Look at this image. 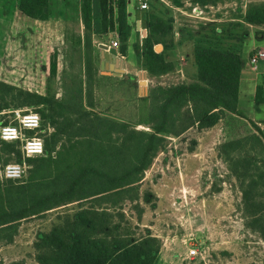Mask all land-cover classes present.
I'll use <instances>...</instances> for the list:
<instances>
[{
  "label": "trees",
  "instance_id": "16d2710c",
  "mask_svg": "<svg viewBox=\"0 0 264 264\" xmlns=\"http://www.w3.org/2000/svg\"><path fill=\"white\" fill-rule=\"evenodd\" d=\"M98 3L101 31L112 32L116 23L123 55L129 35L125 0ZM49 7L50 0H15L17 11L31 20L48 19ZM80 9L85 33L87 108L0 81V112L10 107L33 108L40 116L41 129H51L42 138L44 156L25 160L30 166L28 180L19 185L0 181V239L10 243L21 220L75 202L79 209L73 216H64L51 231L37 235L33 244L37 264H155L159 240L150 234L136 238L123 225L127 222L120 206L124 202L132 204L140 220L143 208L138 202L147 201L148 196H140L139 185L166 136L177 137L193 126L210 128L226 112L237 113L241 56L233 49L195 45L196 80L151 86L140 99L138 121L150 132L136 130L91 110V0H81ZM244 21L264 25V2L248 5ZM146 25L148 36L135 53L148 74L159 77L170 72L172 66L154 51V37L165 34L168 27L154 19H147ZM261 37L257 32L256 38ZM254 101L264 103L262 85L257 86ZM256 131L225 141L216 150L239 183L245 226L264 240V135ZM0 147L21 162L15 144L0 141Z\"/></svg>",
  "mask_w": 264,
  "mask_h": 264
},
{
  "label": "rangeland",
  "instance_id": "374dc122",
  "mask_svg": "<svg viewBox=\"0 0 264 264\" xmlns=\"http://www.w3.org/2000/svg\"><path fill=\"white\" fill-rule=\"evenodd\" d=\"M15 9V0H0V81L81 108L85 48L76 26H50L40 20L34 25ZM166 80H156L148 88L169 84ZM15 110L19 109L1 111L0 123L13 122ZM146 129L138 130L150 132ZM50 131L42 128L37 136L44 138ZM214 132L192 129L166 136L139 185L140 196H148L138 202L143 208L140 220L132 204L120 206L127 222L123 225L136 238L150 234L159 240L155 264H264V240L245 226L239 183L218 157ZM8 163L17 162L0 147V166ZM26 165V177L16 185L28 180ZM78 209L74 202L21 220L10 243L0 239V264H37V235L51 231Z\"/></svg>",
  "mask_w": 264,
  "mask_h": 264
},
{
  "label": "crops",
  "instance_id": "0c3cea01",
  "mask_svg": "<svg viewBox=\"0 0 264 264\" xmlns=\"http://www.w3.org/2000/svg\"><path fill=\"white\" fill-rule=\"evenodd\" d=\"M80 1L50 0L51 13L48 19L42 22L50 26L54 23L70 27L75 25L81 44L84 45ZM262 2L264 0H125L129 35L125 42V52L122 55L119 50L121 43L118 39L116 23H114L112 32L102 33L99 3L98 0H91L90 38L93 88V108L91 110L100 116L129 124L136 130L142 128L143 125H139L135 120L139 116L140 99L147 95L149 84L161 79H167L169 83L167 85L194 82L196 71L193 68L196 67L193 48L201 44L233 49L240 54L242 65L236 104L237 113L226 112L214 126L206 129L193 126L184 133L192 129L198 132L205 130L214 132V127L219 125L213 134L217 144L253 133L257 134L256 128L264 135V103L256 104L254 101L257 86L264 87V57L259 59L254 66L249 61L256 51L264 53V25H249L244 21L248 5ZM142 3L147 6L144 10L140 9ZM147 19L149 21L151 19L160 20L168 27L165 34L158 33L154 37V51L162 54L164 60L172 66L170 72L159 77H151L135 53L136 48L140 47L144 38L148 36ZM28 20L34 21L32 22L34 25L38 21ZM143 27L146 29L145 33ZM244 32L246 34L243 37ZM257 32L262 34L260 39L256 38ZM115 41L119 43L115 50L116 58L122 62L121 74L112 70L113 65H104L101 61L103 50L100 45L107 47ZM83 77L82 107L87 108L84 89L86 77L84 75ZM158 84L164 86L163 83Z\"/></svg>",
  "mask_w": 264,
  "mask_h": 264
},
{
  "label": "built area",
  "instance_id": "2783aa9c",
  "mask_svg": "<svg viewBox=\"0 0 264 264\" xmlns=\"http://www.w3.org/2000/svg\"><path fill=\"white\" fill-rule=\"evenodd\" d=\"M146 4L142 3L140 9H146ZM143 32L146 29L143 27ZM119 43L111 42L107 49H117ZM264 57V53L256 51L250 57V64L254 66L257 61ZM16 118L13 122L0 124V141L5 143L15 144L20 152V163H8L0 166V181H11L14 183L22 181L26 177L28 167L26 165L27 158H36L44 156V142L38 135L41 132V119L36 112L31 110L19 109L14 111ZM47 129H49L47 127ZM195 251L189 252L190 256L195 255Z\"/></svg>",
  "mask_w": 264,
  "mask_h": 264
},
{
  "label": "water",
  "instance_id": "95a60500",
  "mask_svg": "<svg viewBox=\"0 0 264 264\" xmlns=\"http://www.w3.org/2000/svg\"><path fill=\"white\" fill-rule=\"evenodd\" d=\"M100 48L103 50V54L101 56V61L107 65H113L112 70H115L117 74L122 73V62L119 61L117 57V52L113 48L107 49L105 45H100Z\"/></svg>",
  "mask_w": 264,
  "mask_h": 264
}]
</instances>
